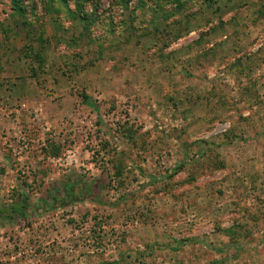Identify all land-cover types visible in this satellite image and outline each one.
Wrapping results in <instances>:
<instances>
[{"label":"rangeland","instance_id":"rangeland-1","mask_svg":"<svg viewBox=\"0 0 264 264\" xmlns=\"http://www.w3.org/2000/svg\"><path fill=\"white\" fill-rule=\"evenodd\" d=\"M21 3L0 209H33L0 220V264H264V0Z\"/></svg>","mask_w":264,"mask_h":264},{"label":"trees","instance_id":"trees-1","mask_svg":"<svg viewBox=\"0 0 264 264\" xmlns=\"http://www.w3.org/2000/svg\"><path fill=\"white\" fill-rule=\"evenodd\" d=\"M12 6L14 8V11L19 15H22L25 11L22 6L21 0H12ZM24 26H26V23H24ZM82 99L85 104L92 107L91 100L87 95H83ZM73 190V187H67L66 189L68 199L73 200V202L90 200L94 195V189L89 186L81 187L78 193H74ZM44 204L49 206V204H47L46 202H44ZM32 209L33 206L31 205L30 200L27 198H25L23 202L15 201L10 207L0 209V220H27L31 216L30 210Z\"/></svg>","mask_w":264,"mask_h":264},{"label":"crops","instance_id":"crops-1","mask_svg":"<svg viewBox=\"0 0 264 264\" xmlns=\"http://www.w3.org/2000/svg\"><path fill=\"white\" fill-rule=\"evenodd\" d=\"M172 74H173V73H168V75H171V77H172Z\"/></svg>","mask_w":264,"mask_h":264}]
</instances>
